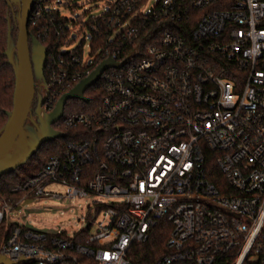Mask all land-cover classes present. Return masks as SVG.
<instances>
[{"label":"built area","instance_id":"built-area-1","mask_svg":"<svg viewBox=\"0 0 264 264\" xmlns=\"http://www.w3.org/2000/svg\"><path fill=\"white\" fill-rule=\"evenodd\" d=\"M60 1L33 0L29 24L43 42L67 40L68 26L76 25L58 10ZM148 23L166 27L138 50ZM84 26L90 49L98 40L104 49L90 50L85 62L84 39L80 56L64 43L50 56L48 113L67 84L77 86L106 60H130L102 74L95 113H64L53 126L90 136L17 187L15 206L0 201V228L15 225L0 257L12 264H134L133 247L166 222V253L153 264H264V0H114ZM98 58L85 78L74 70ZM218 60L233 69L234 81L216 74ZM212 155L219 187L206 169ZM89 199L105 203L94 204V216L81 219L86 227L71 237L7 222L29 200Z\"/></svg>","mask_w":264,"mask_h":264},{"label":"water","instance_id":"water-1","mask_svg":"<svg viewBox=\"0 0 264 264\" xmlns=\"http://www.w3.org/2000/svg\"><path fill=\"white\" fill-rule=\"evenodd\" d=\"M6 3L9 9L17 5L19 11L15 17L7 18V48L4 56L13 70L15 87L13 108L11 112H6L7 122L0 132V178L23 169L45 144L64 139L66 135L55 131L53 126L64 116L67 102L80 100L87 104L89 100L85 94L97 84L102 74L111 68L119 69L130 60L128 58L122 64L106 60L75 88L63 95L53 112L45 114L41 107L50 94L44 76L48 50L28 33L33 0H6ZM15 30L18 32L16 40L12 35ZM37 82L43 85L46 94L39 99L38 120L34 121L30 114ZM29 204H32L31 200L24 202L17 210L20 211ZM0 264L12 263L0 257Z\"/></svg>","mask_w":264,"mask_h":264},{"label":"trees","instance_id":"trees-1","mask_svg":"<svg viewBox=\"0 0 264 264\" xmlns=\"http://www.w3.org/2000/svg\"><path fill=\"white\" fill-rule=\"evenodd\" d=\"M56 1V0H52ZM10 15V9L7 6L6 0H0V132L7 122L6 112H11L13 108V94L15 87V77L12 68L8 65L7 59L4 56V53L7 48V31H8V21L7 18ZM165 25L160 23L145 24L141 30V39L138 42L142 41L144 44L138 46V50H143L145 44L150 42V38L154 35H160L165 28ZM17 31V30H16ZM13 32V37L14 33ZM29 36L35 37L41 44L44 46L49 53L48 60L44 69V76L47 79V65L50 62V56L57 53L59 47L64 43L63 39L60 41L57 40H48L43 42L41 39L37 38L35 29L31 24L28 26ZM16 40V38H15ZM83 45V44H82ZM98 49H104V42L98 40L97 43L91 48V55H94ZM82 46L76 51V55L80 56ZM101 62V59L94 60V64L90 67H82L80 64L75 65L74 70L80 73L85 78L87 73H91L96 66ZM231 69V67H230ZM229 72V68L224 62L218 60L216 74L230 81H234V77ZM75 84H67L64 89L59 91V99L70 92L75 88ZM50 92L52 93V88ZM86 97L89 102L86 104L80 100H70L67 102L65 107V115L71 113L77 114H93L96 112L99 104L101 102V86L100 83L90 88L86 92ZM66 137L64 139H58L52 143L45 144L41 150L38 152L37 156L34 158L35 161L27 167V169H21L16 171L11 175L4 176L0 178V201L11 202L13 200L18 203L22 194L15 192L14 190L17 187L23 185L27 180L34 177L42 168L53 158L62 160L67 148L71 143H80L90 136V133L84 129H76L68 132H64ZM211 155V154H210ZM96 162H93L91 166L95 167ZM206 169L209 174V178L212 182L215 183L217 187L221 186L223 183L222 175L219 173L217 165L215 163V155L210 156L207 159ZM15 225H10L8 227L2 226L0 228V246L4 240H6L14 229ZM88 230L83 232V236L87 235ZM171 233V225L169 223H161L152 233L150 240L141 246L133 247V258L132 262L134 264H153L156 262L159 257L163 256L166 253L165 244Z\"/></svg>","mask_w":264,"mask_h":264},{"label":"rangeland","instance_id":"rangeland-1","mask_svg":"<svg viewBox=\"0 0 264 264\" xmlns=\"http://www.w3.org/2000/svg\"><path fill=\"white\" fill-rule=\"evenodd\" d=\"M114 0H61L58 4L60 13L68 18L70 22H75V26H68L73 29L69 38L64 41V51L75 52L84 43V60L89 62L90 39L91 36L86 26L91 18H96L105 14ZM157 0H151L154 5ZM16 31V30H15ZM18 32L14 33V40ZM13 35V33H12ZM36 159V158H35ZM35 159L24 167L27 169ZM53 190L64 193L65 189L54 186ZM104 204L100 199H89L85 201L57 202V201H33L32 204L24 206L20 211L13 208L7 215L8 224L25 226L28 229L47 234L65 233L71 237L75 233L86 227V223L81 221L94 216V204ZM10 206H15L16 201L9 202ZM21 206V205H20ZM18 208V207H17Z\"/></svg>","mask_w":264,"mask_h":264},{"label":"flooded vegetation","instance_id":"flooded-vegetation-1","mask_svg":"<svg viewBox=\"0 0 264 264\" xmlns=\"http://www.w3.org/2000/svg\"><path fill=\"white\" fill-rule=\"evenodd\" d=\"M18 11H19L18 6L13 5L12 9H10V15H11L10 17L11 18L15 17L16 14L18 13ZM48 56H49V53H47L46 63L48 60ZM46 63H45V66H46ZM44 69H45V67H44ZM45 94H46L45 88L43 87V85L40 82H37L36 87H35V97H34V100H33L32 106H31V114H30V117L32 119H34V121L38 120L37 110H38L39 99H40V97H44ZM41 109L45 114H49L46 110H44V103H43Z\"/></svg>","mask_w":264,"mask_h":264}]
</instances>
